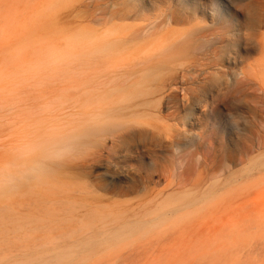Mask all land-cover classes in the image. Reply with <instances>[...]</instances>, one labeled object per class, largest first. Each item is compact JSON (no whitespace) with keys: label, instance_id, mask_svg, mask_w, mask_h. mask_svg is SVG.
I'll list each match as a JSON object with an SVG mask.
<instances>
[{"label":"rangeland","instance_id":"374dc122","mask_svg":"<svg viewBox=\"0 0 264 264\" xmlns=\"http://www.w3.org/2000/svg\"><path fill=\"white\" fill-rule=\"evenodd\" d=\"M131 8L138 17L130 25L158 22L169 9L188 19L177 28L194 34L190 55L173 76L179 82L183 74L184 88L198 83L201 90L200 109L181 113L189 118L181 130L193 143L185 140L173 160L164 149L155 162L120 160L116 170L100 163L87 172L69 169L71 186L50 199L58 201L51 210L59 212L45 218L47 227L30 234L9 233L3 209L12 204L24 215L36 213L44 197H14L10 203L0 196V264L50 258L55 250L77 244L76 238L99 237L124 224L135 226L132 234L71 264H264V8L250 0H0V181L7 160L34 146L38 133L68 131L87 119L84 109L59 103L67 94V77L50 62L48 33L75 29L89 14ZM177 93L182 103L183 92ZM99 151L92 147L76 156L87 160ZM141 164L164 169V177L153 178L158 184L150 186L153 193H134L132 179ZM102 183L107 192L100 190ZM68 201L74 208L65 218L73 222L89 213L112 217L72 239L62 236L72 228L63 222ZM117 210L123 216L113 217L110 211Z\"/></svg>","mask_w":264,"mask_h":264},{"label":"bare ground","instance_id":"6f19581e","mask_svg":"<svg viewBox=\"0 0 264 264\" xmlns=\"http://www.w3.org/2000/svg\"><path fill=\"white\" fill-rule=\"evenodd\" d=\"M250 4L259 9L264 8V0H250ZM137 17L134 8L111 11L104 16L89 14L78 21L75 29L55 28L51 34L48 33L49 36L52 35L50 41H46V51L52 58L50 62H53L58 74L67 77L64 81L68 85L67 94L64 93L66 95L60 97L61 102L58 100L57 103L84 109L87 119L83 126L68 131L57 132L60 126L55 130L56 133L45 129L36 137L32 135L35 138L34 146L30 142L27 152L24 150L18 157L9 158L7 162L5 160L3 178L0 181L1 197L10 203L14 197L21 199L36 194L44 197L36 213L24 215L12 204L5 206L3 225L9 233L22 231L30 234L47 227L45 218L58 211L51 210L53 203H58L55 199L50 200L51 197L56 193L66 192L63 190L71 186L67 182L71 178L69 169L87 172L91 170L93 163H100L116 170L121 161L142 163L150 158L155 162L159 159L158 153L164 152V149L172 153L170 155L173 160V153L179 156L185 140L193 143L181 130L189 120L181 113L182 110L200 109L197 97L201 90L198 83L194 88H184L180 82L184 78L183 74H180L179 82L173 76L179 67L184 66L190 55L189 44L194 34L177 28L187 23L188 19L169 9L168 14L164 16L163 13L158 22L130 25L129 22ZM215 19L218 20V17L215 16ZM42 46L46 47L44 44ZM177 92H183L182 103L176 99ZM92 147L99 148L100 155L87 160L76 156ZM15 150L17 152L20 149ZM11 151L13 153L12 149ZM176 163L179 165L181 162ZM141 165L138 174L132 179L134 193L136 190L153 193L150 188L155 185L153 178L164 177V169L153 168L150 171L143 167L144 164ZM103 183L100 190L107 192L109 188ZM163 193L158 192L155 196L159 197ZM160 205L162 208V204ZM20 206L21 203L18 204ZM73 208V204L68 201L62 210L63 222L72 227L62 236L71 239L81 231L93 230L96 222L102 223V220L104 222L112 217L108 215L109 217L103 219L99 214L89 213L86 220L73 222V217L65 218V215L72 214ZM160 210L158 208L154 212L159 211V214ZM121 212L110 211L113 217L122 215ZM146 225L149 226L147 223ZM133 227L124 224L110 233L101 229L103 232L99 237L89 236L85 241L76 238L77 244L55 250L50 258L30 259L24 264H71L76 258L85 257L96 249H106L121 242L132 232Z\"/></svg>","mask_w":264,"mask_h":264}]
</instances>
